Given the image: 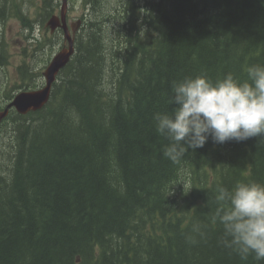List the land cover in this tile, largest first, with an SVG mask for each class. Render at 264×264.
<instances>
[{"label": "trees", "instance_id": "16d2710c", "mask_svg": "<svg viewBox=\"0 0 264 264\" xmlns=\"http://www.w3.org/2000/svg\"><path fill=\"white\" fill-rule=\"evenodd\" d=\"M83 3L89 17L49 102L0 124L11 141L9 163L0 149V264H264L219 243L213 219L217 186L264 183V139L209 137L174 164L154 119L174 111L185 77L243 82L264 64V0H153L146 13L136 0ZM60 6L0 0V29L17 18L38 51L48 40L35 31ZM9 58L0 32V67ZM31 67H19L21 88L39 76Z\"/></svg>", "mask_w": 264, "mask_h": 264}, {"label": "clouds", "instance_id": "9594fccd", "mask_svg": "<svg viewBox=\"0 0 264 264\" xmlns=\"http://www.w3.org/2000/svg\"><path fill=\"white\" fill-rule=\"evenodd\" d=\"M247 75L243 82L232 73L213 81L201 73L174 83L176 108L154 116L157 133L168 141L163 155L178 164L209 137L216 144L264 139V64L250 66ZM215 201L213 219L223 229L219 243L242 260L250 255L264 260V183L238 182L231 190L217 186ZM193 230L205 238L200 225Z\"/></svg>", "mask_w": 264, "mask_h": 264}, {"label": "rangeland", "instance_id": "374dc122", "mask_svg": "<svg viewBox=\"0 0 264 264\" xmlns=\"http://www.w3.org/2000/svg\"><path fill=\"white\" fill-rule=\"evenodd\" d=\"M117 1L118 0H102L104 3L103 10L111 11ZM136 1L140 5L142 12L146 13L148 12V3L153 0ZM59 12L60 11H58L57 14H59ZM68 13L70 14H68L69 23L76 22L77 19H80L83 16L84 18H88L90 14L83 3V0H69ZM92 17L95 18V15L93 14ZM0 32L2 33L10 54L9 63L0 67V106H4L8 102L6 94L15 95L20 92V90L25 88H21L22 80L20 78L19 67L23 63L30 64L32 66L31 70L33 73H39V76L36 74V79L32 81V87L30 89L37 88L34 85L36 83L39 84L38 87L40 88L43 84H45L43 75L44 70L53 56L64 47L65 42L63 31H57V36L54 37V40L50 43L49 39H51L54 35L51 33L50 29L48 27L37 28L35 34L39 40L43 41L44 39H47L48 41L45 48L42 47L38 51H34V45L31 44L32 42L30 38L27 37L28 32L22 26L20 20L15 17L9 18L2 23ZM104 32L107 33L106 30ZM10 142L9 133H4V131L0 132V149L2 151L1 157H4V160L7 163H9L8 157L11 154L9 146ZM181 183L182 187L180 188L189 187L188 176L186 174L183 175Z\"/></svg>", "mask_w": 264, "mask_h": 264}, {"label": "water", "instance_id": "95a60500", "mask_svg": "<svg viewBox=\"0 0 264 264\" xmlns=\"http://www.w3.org/2000/svg\"><path fill=\"white\" fill-rule=\"evenodd\" d=\"M68 0H62L60 15H54L48 21L52 31L62 28L66 45L60 49L43 72L45 84L33 90L18 92L12 101L4 109H0V124L9 115L10 109L14 108L20 114L42 109L50 100L53 84L57 80L60 71L67 66L75 53V38L81 26V19L68 24L67 21Z\"/></svg>", "mask_w": 264, "mask_h": 264}, {"label": "bare ground", "instance_id": "6f19581e", "mask_svg": "<svg viewBox=\"0 0 264 264\" xmlns=\"http://www.w3.org/2000/svg\"><path fill=\"white\" fill-rule=\"evenodd\" d=\"M69 14V13H68ZM70 15V14H69ZM85 21V20H84ZM73 57V56H72Z\"/></svg>", "mask_w": 264, "mask_h": 264}]
</instances>
